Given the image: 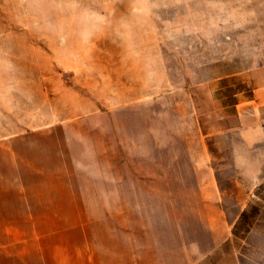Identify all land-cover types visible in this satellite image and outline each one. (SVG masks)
Here are the masks:
<instances>
[{
	"label": "rangeland",
	"instance_id": "rangeland-1",
	"mask_svg": "<svg viewBox=\"0 0 264 264\" xmlns=\"http://www.w3.org/2000/svg\"><path fill=\"white\" fill-rule=\"evenodd\" d=\"M248 67L264 0H0V264H264Z\"/></svg>",
	"mask_w": 264,
	"mask_h": 264
},
{
	"label": "crops",
	"instance_id": "crops-1",
	"mask_svg": "<svg viewBox=\"0 0 264 264\" xmlns=\"http://www.w3.org/2000/svg\"><path fill=\"white\" fill-rule=\"evenodd\" d=\"M231 68L232 70L235 69V67ZM239 76L244 80L242 82V89L253 91L252 98L248 100L249 103H253V114L249 108L246 113L242 112L241 108H239L237 111V120L245 128H249L250 123L253 122L255 132L262 134L264 132V67H248V71Z\"/></svg>",
	"mask_w": 264,
	"mask_h": 264
}]
</instances>
